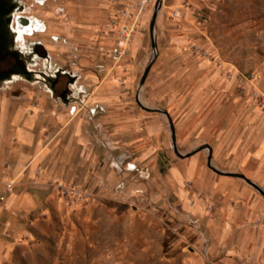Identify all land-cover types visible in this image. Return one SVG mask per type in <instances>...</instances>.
Here are the masks:
<instances>
[{
    "label": "rangeland",
    "instance_id": "obj_1",
    "mask_svg": "<svg viewBox=\"0 0 264 264\" xmlns=\"http://www.w3.org/2000/svg\"><path fill=\"white\" fill-rule=\"evenodd\" d=\"M16 1L30 27H15L13 48L29 75L0 83L3 144L41 156L3 184L0 264H264V197L200 150L264 193V0H162L141 87L157 0L121 56L136 0ZM136 94L167 111L180 154L199 151L179 159L167 118ZM21 109V123L36 116L30 145L15 137Z\"/></svg>",
    "mask_w": 264,
    "mask_h": 264
},
{
    "label": "crops",
    "instance_id": "obj_2",
    "mask_svg": "<svg viewBox=\"0 0 264 264\" xmlns=\"http://www.w3.org/2000/svg\"><path fill=\"white\" fill-rule=\"evenodd\" d=\"M134 46L135 43H137L138 41V36H136L134 38ZM23 109L20 110V112L13 118V123L17 126H19V128L16 130L15 132V137L18 140V142L20 143V145H30L33 143L34 141V137L32 135V133L30 132L29 128L32 127V125H34L37 121H36V116H32L27 118L23 123H21L20 119H21V111ZM5 122H6V115L4 113V111H1V115H0V157L4 158L7 155L9 156H18L19 160L14 163L12 166L9 167H5L1 162H0V193H3L4 196H10L9 202L11 203L13 201V195H11V191H5V189H3V184L5 182H8V180H11L14 177H18V176H24V175H32V173L36 170L37 166H38V162L40 161L39 158L41 156V153H39L40 150V146L37 147L36 152H35V156L33 157V159L30 158V154L29 153H22L21 152V146H14V145H10V146H4L3 144V139H4V135H5ZM23 124V125H22ZM22 125V126H21ZM125 125V126H124ZM131 125H134V123L131 124H125L122 123V127L125 128L122 131H120L121 133H125L130 131ZM21 126V127H20ZM152 128L149 129V131H151ZM136 134V133H135ZM135 134H133V136H135ZM139 133H137L138 136ZM1 150H3L1 152ZM9 168V169H8ZM29 169V171H28ZM28 171V172H27ZM193 172V168L192 165H188L187 168L185 169V176L189 177L192 175ZM176 173L179 174V170L176 169ZM176 173L174 171H171L170 176L173 179H176L178 181V177L176 175ZM182 178L184 176H181ZM188 202L185 201L184 202V206H188ZM255 207V209L257 208L256 204L252 205L250 208H252V215H253V208ZM198 206H194V208L192 209L193 211L198 210ZM189 210V209H188ZM247 211V210H246ZM251 215V216H252Z\"/></svg>",
    "mask_w": 264,
    "mask_h": 264
},
{
    "label": "flooded vegetation",
    "instance_id": "obj_3",
    "mask_svg": "<svg viewBox=\"0 0 264 264\" xmlns=\"http://www.w3.org/2000/svg\"><path fill=\"white\" fill-rule=\"evenodd\" d=\"M22 6L16 0H0V83L11 79L13 76H24L27 74V64L23 56L13 48L15 40V28L21 25L22 34L29 32L30 27L29 19L21 15H14L15 11H20ZM16 16H20L17 17ZM22 20L28 23H23ZM24 31V32H23ZM17 43V41H15ZM67 90L63 91L59 96L64 99Z\"/></svg>",
    "mask_w": 264,
    "mask_h": 264
},
{
    "label": "water",
    "instance_id": "obj_4",
    "mask_svg": "<svg viewBox=\"0 0 264 264\" xmlns=\"http://www.w3.org/2000/svg\"><path fill=\"white\" fill-rule=\"evenodd\" d=\"M161 2H162V0H157L155 8H154V11H153V14H152V17H151V20H150V23H149L148 31H149V40H150V48H151V51H152V56H151L150 60L148 61L147 65H146V67H145V69H144V71H143V73L141 75V78H140V81H139V87H141L144 84V82L146 80V77H147L152 65L154 64V62H155V60L157 58V45H156V40H155L154 26H155V20H156V17H157V12H158V10L160 9V6H161ZM135 102L141 109H143L145 111L156 112V113H160V114L165 115V117L168 120V124H169V132H170V137H171V142H172V150H173L174 154L179 159L188 158V157L192 156L193 154H195L197 151H199V150H195V151H192V152H190L188 154H180L178 152V150H177L176 143H175L174 126H173L172 120H171L169 114L167 113V111L152 110V109L144 108L140 104L137 94L135 96ZM204 149H206L208 151V156H207V159H206V166L210 170H212L214 173H216L217 175H220V176L231 177V178H235V179H241L244 182H246L247 184H249L250 186H252L255 190L258 191V193H260L264 197V193L257 186H255L250 180L245 178L244 175L237 174V173H224V172H220V171L216 170L211 164V160H212V150H211V148L206 145L204 148H202L200 150H204Z\"/></svg>",
    "mask_w": 264,
    "mask_h": 264
},
{
    "label": "built area",
    "instance_id": "obj_5",
    "mask_svg": "<svg viewBox=\"0 0 264 264\" xmlns=\"http://www.w3.org/2000/svg\"><path fill=\"white\" fill-rule=\"evenodd\" d=\"M155 0H136V10L134 13L131 14L132 21L131 24L125 25L122 29L118 32V35L115 39L114 45L118 49V56H121L125 53V48L129 43L131 36L133 35L134 31L137 28L138 23L141 20L142 14L145 11V8L148 4ZM13 183H9L6 185V190L10 191L12 189Z\"/></svg>",
    "mask_w": 264,
    "mask_h": 264
},
{
    "label": "bare ground",
    "instance_id": "obj_6",
    "mask_svg": "<svg viewBox=\"0 0 264 264\" xmlns=\"http://www.w3.org/2000/svg\"><path fill=\"white\" fill-rule=\"evenodd\" d=\"M22 21H23V23H24V24H25V23H26V24L28 23V22H27V21H25V20H22ZM26 24H25V26H26Z\"/></svg>",
    "mask_w": 264,
    "mask_h": 264
}]
</instances>
